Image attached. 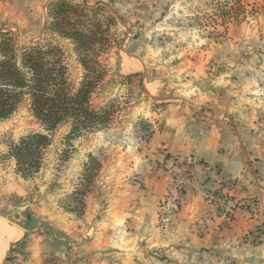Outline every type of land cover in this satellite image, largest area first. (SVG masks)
Segmentation results:
<instances>
[{"label":"rangeland","instance_id":"rangeland-1","mask_svg":"<svg viewBox=\"0 0 264 264\" xmlns=\"http://www.w3.org/2000/svg\"><path fill=\"white\" fill-rule=\"evenodd\" d=\"M49 1L0 0V30L10 31L18 48L43 40L58 43L75 85L83 71L72 44L44 29ZM70 1L100 7L96 17L102 23L110 20L108 28L103 25L108 47L98 57L105 73L91 95L95 106L112 105L110 120L77 137H67V124L58 127L39 170L28 177L16 170L9 151L20 137L42 131L28 100L0 121V218L20 230L0 264H75V231L90 237L94 227L84 219L88 202L96 204L90 214H104L107 191L117 178L123 180L127 157L142 161L123 182L145 192L152 171L164 180L156 223L165 230L199 161L161 145L151 151L153 133L165 125L167 104L179 105L178 115L188 123L191 117H214V102L224 98V106L231 108L227 117L263 126L264 0ZM133 73L138 75L126 78ZM261 148L264 162V143ZM228 182L233 181L217 176L204 188L208 213H221L227 222L235 207L243 208L255 222L253 243L264 244V209L250 199L234 204L221 192ZM28 214L31 228L25 232L21 226Z\"/></svg>","mask_w":264,"mask_h":264},{"label":"crops","instance_id":"crops-1","mask_svg":"<svg viewBox=\"0 0 264 264\" xmlns=\"http://www.w3.org/2000/svg\"><path fill=\"white\" fill-rule=\"evenodd\" d=\"M224 101L219 98L214 102V117L201 116L199 121L191 117L188 123L184 116L179 117V105L165 106V125L153 133L151 151L161 145L170 153L199 160L193 165V182L186 185L185 198L170 216L166 229L156 223L158 200L167 187L164 180L156 170L152 171L145 192L129 181L123 182L127 180L125 176L137 173L135 164L142 161L127 157L121 168L123 180L114 179L115 185L107 191L110 196L106 198L104 214H90L96 204L88 202L89 212L84 219L94 227L90 237L75 231V264H264V244L253 243L255 222L247 212L235 207L230 220L224 222L221 213H208L203 200L204 188L218 176L233 181L220 187L234 204L254 200L258 208L264 209V162L260 153L264 120L260 128L250 122L238 123L227 117L231 108L224 106ZM0 220L14 228L13 238L1 235V240L7 239L4 254L20 230Z\"/></svg>","mask_w":264,"mask_h":264},{"label":"trees","instance_id":"trees-1","mask_svg":"<svg viewBox=\"0 0 264 264\" xmlns=\"http://www.w3.org/2000/svg\"><path fill=\"white\" fill-rule=\"evenodd\" d=\"M99 9L70 0H50L46 6L45 32L69 40L82 68L75 85L68 78L58 43L43 40L18 48L11 32L0 30V121L8 118L26 98L31 115L42 129L9 146L16 170L23 177L39 170L50 136L61 125L69 126L67 137H77L104 128L110 120L111 104L91 103V95L105 73L98 57L108 47L104 31L110 20L102 23L96 17ZM133 75L138 73L126 78ZM26 220L21 226L25 232L31 228L30 214Z\"/></svg>","mask_w":264,"mask_h":264},{"label":"bare ground","instance_id":"bare-ground-1","mask_svg":"<svg viewBox=\"0 0 264 264\" xmlns=\"http://www.w3.org/2000/svg\"><path fill=\"white\" fill-rule=\"evenodd\" d=\"M13 229L14 228H12V227H9L4 221L2 222L1 220H0V240H1V237L3 236V234H6V238L9 236V235H11L12 233H13ZM15 233L16 232H14V234H13V236L15 235ZM2 235V236H1ZM8 235V236H7ZM4 237V236H3ZM2 237V238H3ZM11 237H12V235H11ZM13 238V237H12ZM16 238V237H15ZM9 239H10V237H9ZM7 240V239H6ZM6 240H4V239H2L1 241H0V258H1V256H2V254H3V250L6 248V244H4L5 242L4 241H6ZM4 246H5V248H4Z\"/></svg>","mask_w":264,"mask_h":264},{"label":"water","instance_id":"water-1","mask_svg":"<svg viewBox=\"0 0 264 264\" xmlns=\"http://www.w3.org/2000/svg\"><path fill=\"white\" fill-rule=\"evenodd\" d=\"M88 232H91V229H89V231Z\"/></svg>","mask_w":264,"mask_h":264}]
</instances>
